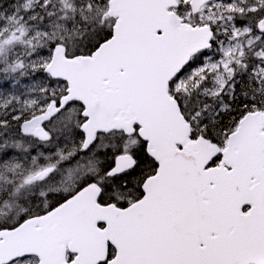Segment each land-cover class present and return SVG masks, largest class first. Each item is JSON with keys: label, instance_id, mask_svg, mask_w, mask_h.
Returning a JSON list of instances; mask_svg holds the SVG:
<instances>
[{"label": "snow or ice", "instance_id": "6c2138e0", "mask_svg": "<svg viewBox=\"0 0 264 264\" xmlns=\"http://www.w3.org/2000/svg\"><path fill=\"white\" fill-rule=\"evenodd\" d=\"M0 264H264V0H0Z\"/></svg>", "mask_w": 264, "mask_h": 264}]
</instances>
